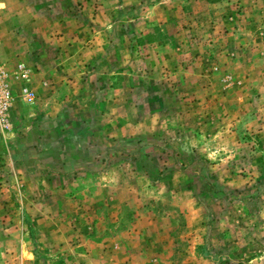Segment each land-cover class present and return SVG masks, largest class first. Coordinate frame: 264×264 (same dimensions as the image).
Instances as JSON below:
<instances>
[{"label": "rangeland", "instance_id": "374dc122", "mask_svg": "<svg viewBox=\"0 0 264 264\" xmlns=\"http://www.w3.org/2000/svg\"><path fill=\"white\" fill-rule=\"evenodd\" d=\"M0 7L40 82L0 151V264H264V0Z\"/></svg>", "mask_w": 264, "mask_h": 264}, {"label": "crops", "instance_id": "0c3cea01", "mask_svg": "<svg viewBox=\"0 0 264 264\" xmlns=\"http://www.w3.org/2000/svg\"><path fill=\"white\" fill-rule=\"evenodd\" d=\"M1 1L2 0H0V3ZM6 9H8V7H0V12L7 11ZM4 31L6 32L7 37H1L0 63H2L3 68L6 71V80L13 92L14 99L10 108L11 128L5 137H0V151H5L8 153L9 150L11 151L13 149H17V139H23V141L26 139V136L23 137V133L19 132V125L17 122V102L21 104L23 103L24 99L21 94V90L23 87L31 89L35 95V100L33 103L36 104L38 100V92L40 90V82H38V80L36 82V80L31 77V72L33 73V69L31 66H28L27 62L24 60L25 55L17 54V16H13L11 29L6 28ZM5 39H8L9 42H12L10 45L11 47H7L6 50L3 49V46L6 47V42L4 41ZM34 73L36 76L39 75L36 69L34 70ZM33 115L35 116L36 112H34ZM26 134H30L31 136V133H25V135Z\"/></svg>", "mask_w": 264, "mask_h": 264}, {"label": "built area", "instance_id": "2783aa9c", "mask_svg": "<svg viewBox=\"0 0 264 264\" xmlns=\"http://www.w3.org/2000/svg\"><path fill=\"white\" fill-rule=\"evenodd\" d=\"M21 92L25 100L29 102L34 100L35 95L31 89L23 87ZM13 99V92L6 80V71L3 68L2 63H0V137H5L11 128L10 108L12 106Z\"/></svg>", "mask_w": 264, "mask_h": 264}]
</instances>
